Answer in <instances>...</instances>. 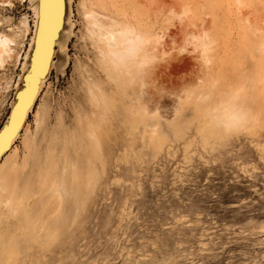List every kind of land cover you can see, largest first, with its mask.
<instances>
[{
	"label": "rangeland",
	"instance_id": "374dc122",
	"mask_svg": "<svg viewBox=\"0 0 264 264\" xmlns=\"http://www.w3.org/2000/svg\"><path fill=\"white\" fill-rule=\"evenodd\" d=\"M31 1L9 8L10 0H0V34L14 42L0 69L1 127L33 69V44L26 56ZM99 16L150 40L161 36L144 48L141 80L119 85L106 67ZM62 28L55 66L11 147L17 171L10 184L18 199L29 183L47 214L55 204L44 187L57 180L60 161L85 155L96 176L87 198L79 189L56 224L46 230V223L8 264H264V0H71ZM63 36L67 43L59 45ZM195 37L204 38L208 63ZM94 88L112 101L94 102ZM203 98L235 99L248 119L241 127H209L200 119ZM146 107L152 113L143 116ZM53 142L66 160L51 165Z\"/></svg>",
	"mask_w": 264,
	"mask_h": 264
},
{
	"label": "bare ground",
	"instance_id": "6f19581e",
	"mask_svg": "<svg viewBox=\"0 0 264 264\" xmlns=\"http://www.w3.org/2000/svg\"><path fill=\"white\" fill-rule=\"evenodd\" d=\"M12 1H16V3L17 2L25 3L27 0H10V2L6 4L7 7L10 8L12 6L13 4ZM70 3L71 0H64V1L40 0L38 1L37 5L34 6L33 0L30 2L31 10L33 11L34 14L33 18L35 19L34 22L35 25H33L34 28L32 32L33 36H31L32 39H31V43L29 44V50H27L28 52L26 56L28 57V54L31 51L30 48L33 44L34 51L32 52V61L33 59L35 60L34 61L35 70H34V64H32L33 69L29 70L30 75L27 78L26 85L24 87H21L20 89L21 92L19 96L16 95L14 104L16 103L17 99L21 97V101H22L25 98V96L28 94V91L30 90V86L32 84L30 80L32 79V76L37 71V69H39V66L41 65L42 61L47 57L48 54L51 55L48 71L55 66L54 53L56 51L53 48V46L57 37L59 38L60 33H63L62 35H65L62 28L63 17L65 12H66V19L67 16H69ZM41 4L43 5L41 6ZM44 4L47 5L46 13L42 14V7L45 6ZM100 17L101 16H99L98 19L99 27H98L97 39H98L99 48L101 50V55L103 57L106 67L115 74L116 82L119 83V85L121 84V81H124V84L128 85L135 78L141 80L140 78L142 77V73L144 70L143 68L145 65H147L146 61L140 59L145 53L144 48L145 46L150 44L152 40H154L155 45L159 44V41L161 40V36H155L152 40H150L146 36L137 32L132 27L120 26L115 22L105 23ZM66 37L67 36H63L61 42H58L59 45H66L67 43V41L65 43ZM194 39L197 40L199 47L202 49V55L203 58L205 59L204 61L208 63L206 57V53L208 51L207 44L199 40L204 38L195 37ZM13 45L14 42L11 40L9 36L5 34H0V69L4 66V64L8 60L10 61V58L13 55V49H12ZM38 50H39V55H38ZM27 59L26 57H24L25 61ZM67 62L68 61H65L61 67H60L61 64L60 65L56 64V65L59 66L60 67L59 70L62 71L61 69H64L66 67ZM44 79L45 78L39 80L37 95L34 101H36L37 99L38 93L45 81ZM18 83L15 85L16 86L15 88L18 87ZM94 89L96 90L95 93L93 92L92 89L89 90V94L94 102H98L103 106H107L109 102L112 101L109 97H106V95L99 88H94ZM138 95L141 96V93ZM234 100L235 99H227V100L219 99L218 101L209 102L208 98L201 99L200 101L202 103H205V107L203 108L202 113H200L201 116L200 119L203 121L205 125L209 127L215 125L229 129L231 127L234 128V126L235 127L239 126L241 123L246 122L248 118H247L246 110H244L242 107H239L234 102ZM142 102L145 103L144 101ZM21 103L22 102H20V104ZM30 111L31 110H28L26 112L27 115ZM181 112L182 111L179 109L175 110L174 118L176 119L181 114ZM150 113H152V111H149L147 107L142 111L143 116L144 114L148 115ZM137 115L138 112H133L132 113L133 119ZM8 120L9 117H7V120L2 127L7 125ZM41 124L42 123L40 122V120H38L37 130L40 128ZM2 127L0 128V137H6L8 130L1 132ZM22 128L18 129L19 130L18 133L11 140L10 147L8 150L9 153L7 151L0 157V264H8V262L11 261L12 259L17 258L19 255H22V253L27 250L25 245L28 246V243H30L34 235L37 234L36 232L39 231L42 227H44L46 223L47 225L44 227V229L46 230L50 226L51 227L54 226L57 222V217L62 210L63 204L68 202L70 197L77 196V194L80 192L79 189L83 191L84 198H87V187L89 185V182L92 180V178L95 179L96 176L94 169L91 166L93 160L87 159V156L85 155H83V157H81L80 160L76 162L71 160H66L64 156L65 153L61 154L63 150L56 151L57 149L55 143L53 142L49 144L47 147V153H46L47 163L52 165L54 160L55 161L57 160L60 161L63 159L66 160V161H60L61 167L59 168V170L56 169L54 171L55 174L59 173L58 175L56 174L57 180H51L44 187L45 193L48 194L50 197H52L53 202L55 204L53 211L50 213L47 212V214H45L44 211L39 210L40 201L38 200L39 196H37L38 192L36 193V195L32 194L30 192L31 187H29V183H27L20 190L19 197L18 199H16L15 198L16 189L14 185L13 186L11 185L12 183L10 184V179L14 178L13 176H15L16 174L17 159L16 157L13 158L16 155V153H14L15 150L12 149L11 147L13 146L16 139L19 137ZM150 131L154 132L152 130ZM89 137L92 141L94 148L98 153V156H100L102 154L101 152L102 141L94 128L92 131L89 132ZM35 138L36 137L34 136V139L31 142L30 147L27 144L25 145L28 152L30 148L33 149V147L37 144L35 142ZM10 155H12V158L8 160V157ZM87 165H88V172L91 173V177L88 179H87ZM7 169H9V171H7ZM34 196H37L38 198L33 199ZM84 200L81 203H83ZM77 202L78 200L76 201V203ZM17 222L20 223V226L18 228H16L15 226ZM27 226L31 227V231L29 233L25 232V228Z\"/></svg>",
	"mask_w": 264,
	"mask_h": 264
},
{
	"label": "water",
	"instance_id": "95a60500",
	"mask_svg": "<svg viewBox=\"0 0 264 264\" xmlns=\"http://www.w3.org/2000/svg\"><path fill=\"white\" fill-rule=\"evenodd\" d=\"M42 5L43 4H41V6ZM50 56H51L50 54L47 55V57L42 61L41 65L39 66V69H37V71L32 76V79L30 80V82H32V84H31L30 90L28 91V94L25 96V98L22 101H21V97L19 99H17L16 103L13 104L9 110L8 123H7V125H5L6 127L4 126L1 129V132L5 131V130H8V131H7V134L5 137L6 143L4 144V146L2 148H0V157L9 150L11 140L18 133V131H19L18 129H21L25 123V120L27 118L26 112L28 110H31V108L33 107V105L35 103L34 100H35V97L37 95L39 80L42 78H45L46 75L48 74ZM34 61L35 60L33 59V61L31 63L34 64ZM20 92L21 91H17L16 95L19 96ZM20 102H22V103L20 104ZM25 104H26V107H23V105H25ZM18 109H20V111H18ZM25 115H26V118H25ZM14 116L16 117V127H15V130L12 131L11 129H12ZM8 135L11 136L10 140L7 139Z\"/></svg>",
	"mask_w": 264,
	"mask_h": 264
},
{
	"label": "snow or ice",
	"instance_id": "6c2138e0",
	"mask_svg": "<svg viewBox=\"0 0 264 264\" xmlns=\"http://www.w3.org/2000/svg\"><path fill=\"white\" fill-rule=\"evenodd\" d=\"M46 7H47V5H45L44 7H42V14H45L46 13ZM38 55H39V50H38ZM34 70H35V64H34ZM23 107H26V104L23 105ZM18 111H20V109H18ZM15 127H16V117L14 116L13 117V124H12V129L11 130L14 131L15 130ZM7 139L10 140L11 139V136L8 135L7 136ZM5 143H6L5 137H0V148H2Z\"/></svg>",
	"mask_w": 264,
	"mask_h": 264
}]
</instances>
